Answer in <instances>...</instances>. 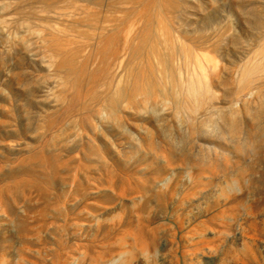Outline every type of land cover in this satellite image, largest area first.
Wrapping results in <instances>:
<instances>
[{
    "label": "rangeland",
    "instance_id": "1",
    "mask_svg": "<svg viewBox=\"0 0 264 264\" xmlns=\"http://www.w3.org/2000/svg\"><path fill=\"white\" fill-rule=\"evenodd\" d=\"M20 1L0 0V264H264V72L239 75L264 0H187L218 78L126 82L117 108L77 97Z\"/></svg>",
    "mask_w": 264,
    "mask_h": 264
},
{
    "label": "bare ground",
    "instance_id": "2",
    "mask_svg": "<svg viewBox=\"0 0 264 264\" xmlns=\"http://www.w3.org/2000/svg\"><path fill=\"white\" fill-rule=\"evenodd\" d=\"M186 2L187 0H30L29 3L32 4L27 3L31 6L27 10L29 17L35 18L32 19L34 24L44 21L42 17L47 19L44 25L37 23L44 27L42 31L37 28L36 30L41 33L45 29L49 33L50 40L58 51L55 55H58V60L55 59L56 63L58 61L56 68H59L58 72L60 69L66 72V83L77 91V97H83L85 100L84 97L87 96L88 102H91L108 95L111 106H116L127 94L126 82L132 81L136 99L137 96L144 98V95H150V89H164L169 83L176 89L177 85L173 84L174 73L179 79L184 77L182 85L189 92L194 91L195 83L199 82L202 86V83L208 82L206 79L217 77L219 65L216 60L214 61L205 49H192L182 41V21L187 17L189 10ZM19 15L21 17L20 13ZM22 17L25 21L29 18ZM23 24L21 26L27 25L28 21ZM29 32H32L29 33L31 35L36 31ZM36 36L38 35L35 34L34 37ZM42 40L43 44L48 42L46 39ZM242 67L239 75L245 80L251 74L255 75V72H264V45L256 50V56L251 62L244 63ZM200 79L206 81L201 83ZM207 82L206 85L209 83ZM165 93H168V90ZM175 95L174 100L177 97V94ZM102 109L101 105L99 110Z\"/></svg>",
    "mask_w": 264,
    "mask_h": 264
}]
</instances>
